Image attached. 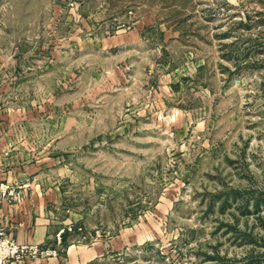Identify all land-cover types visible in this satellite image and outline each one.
<instances>
[{
	"label": "rangeland",
	"instance_id": "rangeland-1",
	"mask_svg": "<svg viewBox=\"0 0 264 264\" xmlns=\"http://www.w3.org/2000/svg\"><path fill=\"white\" fill-rule=\"evenodd\" d=\"M141 24L119 57L59 63L72 34L80 48ZM11 46L24 55L1 99L32 107L12 134L58 188L56 246L0 226L26 246L17 264L69 245L103 248L91 264H264V0H0Z\"/></svg>",
	"mask_w": 264,
	"mask_h": 264
},
{
	"label": "crops",
	"instance_id": "crops-1",
	"mask_svg": "<svg viewBox=\"0 0 264 264\" xmlns=\"http://www.w3.org/2000/svg\"><path fill=\"white\" fill-rule=\"evenodd\" d=\"M144 30L145 28L141 24L136 25L130 31H121L114 36L97 40L88 38L83 45H80V48H78L76 42V35L72 34L73 41H69L67 47L69 53L66 54V50L62 53L61 49V57L62 55L64 57L63 59L59 58V63L63 60L65 63L66 57L69 55L68 64L78 66L79 49L80 52L82 51L81 55L86 59L88 68L92 66L88 62V57H91L94 51L111 55L113 58L115 56L119 57L123 55L124 50L138 47V45L141 46L146 41L145 38H142ZM23 55L24 49L19 47L11 46V49L0 50V71L6 70L7 73L5 78L0 77V87L9 86L7 93H1L0 89V226L19 242L37 244L40 248H45L46 244L51 247V243L56 246V240L53 237L56 221L52 219V210H48L47 207L53 206L50 203L51 198H48L49 194L55 193L58 188H40L35 183L38 178L37 169L35 168L38 160L30 159L29 154L23 156L24 154L19 151L20 144L18 140L12 134L17 128L14 125V122L16 123L18 120L16 116L28 117V114L32 113V107L28 111L26 108L18 110L15 105L6 108L5 99H1L6 96L7 101H10L11 95H13V93H10V86L16 83L14 72L21 66ZM124 55L126 57L125 53ZM198 66H202V64H198ZM108 72L110 71L108 70ZM104 76H106L102 77L105 82L104 88H107L106 84L111 87L110 76ZM22 81L26 82L25 78ZM115 81H113V84L116 83ZM109 91L110 88L98 92L95 89H90L87 91V96L92 94V97H95L96 93L103 92L106 94ZM78 100H81L80 93L73 95L74 107L77 106ZM2 123H6V125L2 126ZM78 124H80V121L78 122L75 119V128ZM21 144L23 145V143ZM9 193L12 195L10 196ZM51 228L53 229L51 230ZM51 238L53 239L50 243ZM105 255L103 248L88 247V245H69L67 250H58L51 255L40 254L34 259L25 260L24 264H91V261L100 262Z\"/></svg>",
	"mask_w": 264,
	"mask_h": 264
},
{
	"label": "built area",
	"instance_id": "built-area-1",
	"mask_svg": "<svg viewBox=\"0 0 264 264\" xmlns=\"http://www.w3.org/2000/svg\"><path fill=\"white\" fill-rule=\"evenodd\" d=\"M26 246L19 244L11 239L0 227V264H13L24 260ZM32 254L36 253L37 248L31 247Z\"/></svg>",
	"mask_w": 264,
	"mask_h": 264
}]
</instances>
